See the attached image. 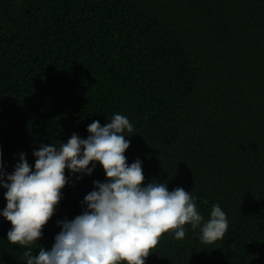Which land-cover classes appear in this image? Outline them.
<instances>
[{"label": "trees", "instance_id": "trees-1", "mask_svg": "<svg viewBox=\"0 0 264 264\" xmlns=\"http://www.w3.org/2000/svg\"><path fill=\"white\" fill-rule=\"evenodd\" d=\"M113 113L133 125L127 162L145 183L191 191L225 235L164 234L146 264H264V0H0V156L5 168ZM32 254L106 177L69 174ZM4 189L0 187V190ZM0 225V264H26Z\"/></svg>", "mask_w": 264, "mask_h": 264}, {"label": "clouds", "instance_id": "clouds-1", "mask_svg": "<svg viewBox=\"0 0 264 264\" xmlns=\"http://www.w3.org/2000/svg\"><path fill=\"white\" fill-rule=\"evenodd\" d=\"M87 132L86 138L73 133L63 143H42L33 150L32 165L21 152L10 173L0 156V187L6 189L0 216L11 224L7 240L25 248L26 264H146L164 234L181 240L186 225L198 229L205 244L225 235L228 219L218 203L205 219L191 191L169 190L166 182L153 179L145 183L142 161L127 162L125 133H132L133 125L125 115L113 113L103 126L92 120ZM97 163L106 179L93 181L82 212L57 220L52 245L33 255L31 245L43 236L68 184L66 170L91 175Z\"/></svg>", "mask_w": 264, "mask_h": 264}, {"label": "rangeland", "instance_id": "rangeland-1", "mask_svg": "<svg viewBox=\"0 0 264 264\" xmlns=\"http://www.w3.org/2000/svg\"><path fill=\"white\" fill-rule=\"evenodd\" d=\"M13 170V167H7L5 168V171L7 172H11ZM6 191V189H2L0 190V210H2L5 205H6V200L4 198V192ZM7 220L3 217V216H0V225L3 223V222H6Z\"/></svg>", "mask_w": 264, "mask_h": 264}]
</instances>
